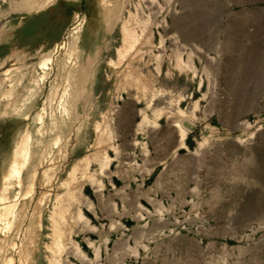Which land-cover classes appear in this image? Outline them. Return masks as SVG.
Segmentation results:
<instances>
[{"label":"rangeland","instance_id":"obj_1","mask_svg":"<svg viewBox=\"0 0 264 264\" xmlns=\"http://www.w3.org/2000/svg\"><path fill=\"white\" fill-rule=\"evenodd\" d=\"M57 260L264 264V0H0V264Z\"/></svg>","mask_w":264,"mask_h":264},{"label":"bare ground","instance_id":"obj_2","mask_svg":"<svg viewBox=\"0 0 264 264\" xmlns=\"http://www.w3.org/2000/svg\"><path fill=\"white\" fill-rule=\"evenodd\" d=\"M105 0H103V2H104ZM154 3V2H153ZM133 17H134V15H133ZM132 17V18H133ZM135 17H137V16H135ZM133 20V19H132ZM135 20H136V18H135ZM134 20V21H135ZM138 20V19H137ZM137 22V21H136ZM144 22V21H143ZM142 22V23H143ZM135 23V22H134ZM142 23L140 24V26L142 25ZM80 24L81 23H79L77 26H75L74 27V33H76L78 30H79V27H80ZM146 24V23H145ZM144 26V25H143ZM142 26V27H143ZM124 27V26H123ZM145 28H146V26H144ZM126 28V27H125ZM142 30V29H141ZM145 30V29H144ZM122 31H124V40L128 43V44H131L132 42H133V40H134V38H135V34L133 33V32H131L130 30H127V29H124V30H122ZM143 34V33H142ZM137 38H138V36H137ZM136 38V39H137ZM139 39V38H138ZM142 39V38H141ZM148 40V39H147ZM136 41V40H135ZM139 41V40H138ZM135 43V42H134ZM136 44H137V42H136ZM135 44V45H136ZM61 45H63V44H61ZM131 46H133L132 44H131ZM58 47H60V45H57V48L56 49H58ZM66 47V46H65ZM129 49V48H128ZM127 49V50H128ZM126 50V51H127ZM130 51V50H129ZM73 52V51H72ZM71 52V53H72ZM70 52H69V55L71 54ZM127 53V52H126ZM70 57H68V59H69ZM51 61V58L50 57H47V58H45V60L42 62V66H45L46 65V63L47 62H50ZM52 62V61H51ZM178 62V61H177ZM65 63V62H64ZM67 64V63H66ZM179 65H181V64H179ZM44 68V67H43ZM130 75H131V73H130ZM131 77V76H130ZM132 77H133V75H132ZM133 79H134V77H133ZM136 79V78H135ZM130 80H131V78H130ZM131 83V82H130ZM154 96V95H153ZM152 96V97H153ZM144 120H146L145 119V117L143 118ZM107 134H109V133H107ZM181 136H182V138L184 137V132L181 130ZM27 144H28V134L26 133V134H24V135H22V137H21V139H20V141H19V144H18V146L15 148V151H14V160H13V162L12 163H14L13 165H14V171H15V173L16 174H18V176H19V174H20V171H21V169H22V165H23V162H22V154L27 150ZM26 153V152H25ZM98 153V152H97ZM94 155V154H93ZM96 156H98L97 154H96ZM96 156H94L95 158H97ZM103 156V155H102ZM87 159V158H86ZM97 159H99V158H97ZM88 160V159H87ZM87 169V168H86ZM13 170V169H12ZM86 173V172H85ZM77 189V188H76ZM81 189V188H80ZM79 189V190H80ZM78 190V191H79ZM76 192V191H75ZM66 193H67V191H66ZM70 194V193H69ZM78 194H79V192H78ZM66 195V194H65ZM63 196H64V194H63ZM70 196H71V194H70ZM72 196H73V194H72ZM82 196V195H81ZM57 198H58V196H56ZM66 197V196H65ZM63 198V202L65 201V199L66 198ZM76 197V196H75ZM83 197V196H82ZM60 198H62V197H59L58 199H60ZM67 198H68V194H67ZM73 198H74V196H73ZM57 199V200H58ZM69 199V198H68ZM81 199V198H80ZM62 200V199H61ZM68 201V200H67ZM70 201H73V200H71L70 199ZM82 201V200H81ZM61 202V201H60ZM76 202V201H75ZM67 203V202H66ZM73 203V202H72ZM71 203V204H72ZM57 204V203H56ZM68 204V203H67ZM87 204V203H86ZM76 205V204H75ZM7 205H5V207H6ZM54 206H55V204H54ZM60 206V205H59ZM67 206V205H66ZM65 206V207H66ZM69 207V206H68ZM73 207V206H72ZM71 207V208H72ZM11 208H14V206L12 207L11 206ZM11 208H9V209H11ZM54 208V207H53ZM59 208V207H58ZM64 208V207H63ZM5 209V208H4ZM60 209V208H59ZM65 209V208H64ZM72 210V209H71ZM6 213H4V214H7V209H5L4 210ZM3 211V212H4ZM60 211V210H59ZM79 210H77V212H78ZM65 212V211H64ZM71 212V211H70ZM75 212V211H74ZM77 212L75 213V216L77 215ZM11 213V212H10ZM68 215V214H67ZM70 215V214H69ZM74 215V214H73ZM72 215V216H73ZM10 216V215H9ZM60 216H61V214H60ZM63 216V215H62ZM71 216V217H72ZM74 216V217H75ZM79 216H80V218H81V216L82 215H80V213H79ZM73 217V218H74ZM64 218V217H63ZM67 218H69V217H67ZM70 219V218H69ZM68 219V220H69ZM65 221V220H64ZM58 223L60 224V222L58 221ZM62 224V223H61ZM65 224V223H64ZM58 226V225H57ZM60 226V225H59ZM66 229V228H65ZM56 231V230H55ZM57 232H59V227H57ZM61 232H62V230H61ZM60 232V233H61ZM58 235V234H57ZM63 236V235H62ZM63 238V237H62ZM54 239H55V237H54ZM60 240V239H59ZM56 241V240H55ZM62 241H63V239H62ZM52 244V243H51ZM62 244V243H61ZM57 245V244H56ZM59 247V246H58ZM60 248V247H59ZM55 249L57 250L58 248H56L55 247ZM61 249V248H60ZM75 249V248H74ZM55 250V251H56ZM59 250V249H58ZM51 252V251H50ZM54 252V251H53ZM58 253V252H57ZM59 254V253H58ZM75 255V254H74ZM58 256V255H57ZM50 257V256H49ZM53 257V259H52V261H54V259H56L57 257L56 256H52ZM52 257H50V258H52ZM56 257V258H55ZM77 258V257H76ZM12 260V259H11ZM61 260V259H60ZM59 260H57V262L56 263H60V261L58 262ZM21 262H23V261H21ZM20 263V262H19ZM11 264H13V263H11ZM21 264V263H20ZM53 264V263H52ZM61 264V263H60ZM63 264V263H62Z\"/></svg>","mask_w":264,"mask_h":264}]
</instances>
